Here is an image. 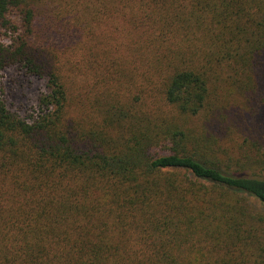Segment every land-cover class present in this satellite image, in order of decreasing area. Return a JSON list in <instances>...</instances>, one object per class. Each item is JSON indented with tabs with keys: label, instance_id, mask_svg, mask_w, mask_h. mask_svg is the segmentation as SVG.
Here are the masks:
<instances>
[{
	"label": "trees",
	"instance_id": "trees-1",
	"mask_svg": "<svg viewBox=\"0 0 264 264\" xmlns=\"http://www.w3.org/2000/svg\"><path fill=\"white\" fill-rule=\"evenodd\" d=\"M42 1L0 0V73L47 87L32 122L0 97V264H264L261 168L223 169L213 133L218 88L264 103V0ZM89 25L138 28L141 55Z\"/></svg>",
	"mask_w": 264,
	"mask_h": 264
},
{
	"label": "rangeland",
	"instance_id": "rangeland-1",
	"mask_svg": "<svg viewBox=\"0 0 264 264\" xmlns=\"http://www.w3.org/2000/svg\"><path fill=\"white\" fill-rule=\"evenodd\" d=\"M129 26L89 25V39L85 41L90 46L93 45L97 53L107 52L108 56L118 61L132 62V59H138L141 53L137 44L136 31L139 29L127 32ZM85 46L87 45H83V49ZM261 61L259 76L262 80L261 87H264V53ZM0 86V97L7 109L20 118L32 122L39 114L38 99L47 92L45 77L31 75L17 66H9L0 73ZM216 93V107L229 109L234 105L237 106L230 109L225 122L218 124V130L213 131V133L218 132V141L221 143L218 157L223 169L245 171L242 169L244 168L251 172L261 168L259 172L264 177V103H258L255 110L248 111L240 102V92L234 88H218ZM246 204L249 205L252 213L264 214V207L252 197L246 196ZM258 224L262 229L256 230L254 239L264 246V239L261 240L264 222Z\"/></svg>",
	"mask_w": 264,
	"mask_h": 264
}]
</instances>
